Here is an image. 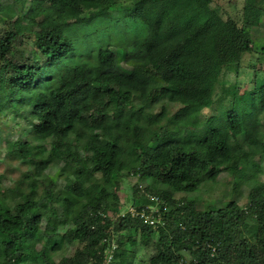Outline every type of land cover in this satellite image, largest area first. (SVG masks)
I'll use <instances>...</instances> for the list:
<instances>
[{"label": "trees", "instance_id": "obj_1", "mask_svg": "<svg viewBox=\"0 0 264 264\" xmlns=\"http://www.w3.org/2000/svg\"><path fill=\"white\" fill-rule=\"evenodd\" d=\"M263 16L264 0H243L238 19L213 0H0V121L17 115L42 141L16 139L7 150L33 177L54 161L74 169L59 191L28 175L0 191V264H29L27 250L37 264H133L125 240L146 247L154 234L150 264H264V178L250 159L264 154V83L253 81L248 102L198 119L213 106L223 70L255 52L251 29ZM96 20L114 24L119 38L80 44L70 34ZM129 27L140 35L125 41ZM172 104L179 108L169 125ZM243 164L252 183L245 206L195 211L194 201L174 199ZM87 172L98 182L84 185ZM123 172L149 181L139 196L132 187L131 205L147 213L156 205L162 225L121 215ZM61 242L80 247L55 262Z\"/></svg>", "mask_w": 264, "mask_h": 264}, {"label": "rangeland", "instance_id": "obj_2", "mask_svg": "<svg viewBox=\"0 0 264 264\" xmlns=\"http://www.w3.org/2000/svg\"><path fill=\"white\" fill-rule=\"evenodd\" d=\"M243 0H213V5L222 13L224 17L230 16L238 19L240 17V10L242 7ZM122 6V4H120ZM120 7H118L119 9ZM86 18L88 16L89 8H84ZM116 11H118L116 9ZM122 20L119 22L121 23ZM107 23H103L101 20H96L86 28H81L80 26H75L70 30V34L77 33L76 36L78 43H86L87 40L84 39L90 37L92 42L101 44L105 43L106 39H115L116 41L118 35L114 32L113 27L108 26ZM141 28V26H138ZM81 28V29H80ZM253 37V47L255 52L247 53L244 55L239 64H232L231 66L225 68L216 84L214 91V103L211 108H204L199 114V122L201 124L206 122V118L212 114H217L219 112L230 109L234 103L243 104L248 102L246 96L253 90V81L257 83H264V53L261 52V48L264 49V16L260 23L251 29ZM140 35V31L129 27L126 30V39L130 37H136ZM100 40V41H99ZM119 40V39H118ZM124 41V42H125ZM118 41L115 43L117 44ZM119 44H123V41ZM117 44V45H119ZM86 45V44H84ZM120 47V46H119ZM119 47L112 46L117 55L119 65L126 71H130V66L124 62V52ZM262 49V51H264ZM258 61L256 68H252L249 64ZM257 73V74H255ZM133 103L137 107H142L144 102L139 98L138 95L133 97ZM179 108L176 104L168 105V118L164 119L163 123L173 124L172 115ZM159 107L156 111H159ZM0 121V191H4L6 187H11L15 185L18 180L22 179L23 176L28 175V179H51L55 182V190L59 191L63 186L67 185L72 180V174L74 169L66 166L65 164L54 161L51 166H49L40 177H33L29 172L33 173V170L26 164L21 163L15 159L7 150L8 144H12L16 139L30 140L32 143H42V141H37L32 138V130L30 124L26 121L20 119L19 116L13 115L9 112L4 113ZM188 138V137H186ZM260 139L264 140V131L262 132ZM68 139L73 140V137H68ZM46 142V141H45ZM46 142L45 145H47ZM79 148L82 147V143L79 141ZM153 147L149 146L147 152H152ZM250 159L257 166H260L261 172L258 175L259 180L264 178V154L254 153L251 154ZM98 174L94 172H87L86 175L81 178L84 185L91 182H98ZM123 180L121 183V189L118 191L119 201L121 204L122 213L131 207V197L133 196L132 187H138L139 191L136 195L139 196L144 188L148 185L149 181H141L138 176L133 174L126 175V172L122 174ZM251 179L247 177V171L245 165L234 175H231L226 170H223L218 175L214 182L201 183L199 188L195 192L191 193H175L174 199L177 201L180 199H185L186 201L195 202V211H202L206 208H221L225 207L230 201L237 202L240 206H245L248 200V193L251 186ZM117 216V215H116ZM115 216V217H116ZM253 220L248 219L246 221V227L250 226ZM45 224L42 222V226ZM68 224H61L60 230H66ZM136 235H134L135 237ZM114 237V235H113ZM158 239L157 234L153 235V242L149 243L146 247L137 243L135 246L130 244L125 240V247L127 249V256L133 260V264H150L149 258L155 253V243ZM114 242V238L113 241ZM42 243H39L37 247L39 248ZM62 246L55 253L53 259L58 261L63 256L73 255L76 248L80 247L78 243L66 244L61 242ZM28 250L26 256L30 259L29 264L40 263L39 260H33L28 256ZM185 256V260H189V254L186 251H182Z\"/></svg>", "mask_w": 264, "mask_h": 264}, {"label": "built area", "instance_id": "obj_3", "mask_svg": "<svg viewBox=\"0 0 264 264\" xmlns=\"http://www.w3.org/2000/svg\"><path fill=\"white\" fill-rule=\"evenodd\" d=\"M151 199L156 200V198L153 197ZM147 208L149 209V213H147L146 209L138 211L133 206H131L126 210V212L121 213V215L129 212L131 216H140L144 218V222L152 225L154 228H157L158 224L162 225L164 221L160 217L159 208H157L156 205H148ZM110 246L111 249L108 248L107 261H110L112 259V250L116 247L114 244H111Z\"/></svg>", "mask_w": 264, "mask_h": 264}]
</instances>
